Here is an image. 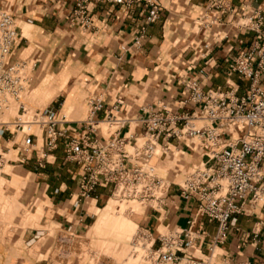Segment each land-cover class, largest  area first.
<instances>
[{"label": "crops", "instance_id": "1", "mask_svg": "<svg viewBox=\"0 0 264 264\" xmlns=\"http://www.w3.org/2000/svg\"><path fill=\"white\" fill-rule=\"evenodd\" d=\"M76 1L0 0V9L12 14L19 33L11 61L24 64L25 69L31 67L30 88L38 97L43 98L42 92L49 97L47 107L67 117L72 133L78 132V123L86 118L91 99L101 97L104 102V110L97 115L102 126L105 114L120 98L124 110L113 114L127 120L122 136L136 134L128 147L131 151L145 142L144 130L136 122L143 109L181 103L185 81H196L205 92L237 90L242 95L247 91L248 83L229 73L228 64L258 40L254 32L238 28L237 22L256 11L264 18V0H158L159 20L147 26L139 50L132 44L146 25L144 5L125 8L90 3L91 25L85 28L72 21ZM222 2L233 12L223 14L218 9ZM6 111L9 108L2 117ZM244 133L232 130L223 141L236 142ZM44 143L37 131L34 146L24 155L19 135L6 133L0 138V177L4 181L0 185V264H54L52 252L58 241L67 243L59 239L60 232L72 239L96 236L97 214L111 190L99 187L90 199L78 202L81 167L65 160L61 142L45 167L37 168ZM162 144L169 150L165 154L161 150L149 164L170 183L166 203L158 209L145 208L132 224L157 237L164 231L184 229L193 220V230L205 235L185 256L208 260L217 223L200 215L196 200H183L178 187L196 166L208 162L207 145L198 139L175 138L161 139ZM119 233L113 235L127 239ZM215 254L213 264L224 260L264 264V202L244 206L225 239L216 244Z\"/></svg>", "mask_w": 264, "mask_h": 264}, {"label": "built area", "instance_id": "2", "mask_svg": "<svg viewBox=\"0 0 264 264\" xmlns=\"http://www.w3.org/2000/svg\"><path fill=\"white\" fill-rule=\"evenodd\" d=\"M110 4L131 8L141 4L147 8L146 25L135 36L132 47L139 50L146 38L148 25L159 20L161 7L158 0H77L72 21L88 28L90 3ZM223 14L233 9L225 3H218ZM238 28L258 35L249 49L231 58L228 72L236 74L248 83L247 91L238 95L237 90L228 92L203 91L194 80L182 84L184 98L181 103H161L155 110H144L136 122L144 130L145 142L128 147L136 134L122 136L127 120L118 119L113 113L124 110V101L117 98L111 111L105 114L104 124L113 129L107 138L100 137L101 123L97 120L104 110L101 97H94L88 104V114L80 121L78 132H71L65 115L53 107L30 112L22 95L31 83L24 64L11 61L12 51L19 39L14 17L0 9V138L6 133L21 137V152L26 155L34 146L37 131L44 138V152L37 168L48 163L50 154L62 142L65 160L74 162L82 169L77 201L92 197L99 187L109 188L110 197L120 203L137 202L158 209L165 205L170 183L158 176L150 160L169 150L160 140L175 138L198 139L207 145L208 162L196 166L187 174L179 187V195L185 201L196 200L201 216L217 223V233L209 249L208 260H198L185 255L193 248L195 241L205 235L204 231L193 230L194 221L181 230L164 231L154 237L147 229L138 230L134 240V253L141 264H213L216 244L222 242L235 217L244 212L247 204L264 202V18L256 11L242 16ZM220 22V21H218ZM124 50V49H123ZM9 98L18 105L19 113L11 120L2 115L10 108ZM180 108L188 110L180 111ZM232 130L245 131L233 143L223 141V136ZM3 157L0 155V159ZM223 264H250L247 261Z\"/></svg>", "mask_w": 264, "mask_h": 264}, {"label": "rangeland", "instance_id": "3", "mask_svg": "<svg viewBox=\"0 0 264 264\" xmlns=\"http://www.w3.org/2000/svg\"><path fill=\"white\" fill-rule=\"evenodd\" d=\"M240 20L241 18H239L238 21ZM240 22L242 23L243 21ZM30 69L31 67L26 69L27 74H30ZM41 94L43 98L36 95L34 88H29V90L22 95V102H24L27 110L34 112L35 110H43L47 107L48 101L45 99H48L49 97L44 96L43 92ZM25 102L34 104L36 108H30ZM9 104V111H6L2 117L4 120H7L8 116H16L18 105L14 103L12 98H9ZM112 130L113 129H109L106 124L101 126L102 135L106 137L112 132ZM4 172L10 173V169H5ZM3 183L4 181L0 177V185ZM146 206L147 207L137 202L120 203L114 199L108 198L100 206L97 216H100L102 212L108 211L112 222L117 220L125 221L126 223L134 222V217L141 214L145 208L149 209V206H154V204L149 202ZM140 229H142V227L132 226V230L124 229L125 231H121L118 226H115L109 231L102 230L98 233L94 232L96 236H94L90 229L92 234L87 237L75 239H72L67 233L60 232L59 239H62L67 243L64 244L61 240L58 241L56 249L52 252V261L54 264H128L133 257V259L137 258V264H141L138 256L142 254V251L139 250L138 254L134 253L135 248L133 246V240ZM119 232H123L122 235L127 239L120 240L113 235H118L120 234ZM53 233L54 232L51 231V235H53ZM123 245L126 247V252L123 256H120L119 250Z\"/></svg>", "mask_w": 264, "mask_h": 264}, {"label": "bare ground", "instance_id": "4", "mask_svg": "<svg viewBox=\"0 0 264 264\" xmlns=\"http://www.w3.org/2000/svg\"><path fill=\"white\" fill-rule=\"evenodd\" d=\"M115 226L119 227V230L121 231H125L126 230H132V226H134L132 224V222L126 223L125 221H121V220H117L115 222H112V220H110V213L107 211L102 212L99 216L98 222L96 224V226L94 227V232L98 233L100 231H104L107 230L109 231L111 228H114ZM119 247V245H118ZM119 249V248H117ZM120 256H123V254L126 252V247H121L120 248ZM137 258L133 257L131 258V261L128 262V264H137L138 261L136 260Z\"/></svg>", "mask_w": 264, "mask_h": 264}]
</instances>
